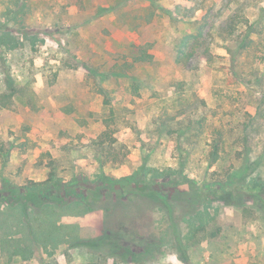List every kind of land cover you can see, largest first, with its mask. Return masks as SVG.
I'll list each match as a JSON object with an SVG mask.
<instances>
[{
	"label": "rangeland",
	"instance_id": "374dc122",
	"mask_svg": "<svg viewBox=\"0 0 264 264\" xmlns=\"http://www.w3.org/2000/svg\"><path fill=\"white\" fill-rule=\"evenodd\" d=\"M243 174L264 181V0H0V264H264Z\"/></svg>",
	"mask_w": 264,
	"mask_h": 264
},
{
	"label": "trees",
	"instance_id": "16d2710c",
	"mask_svg": "<svg viewBox=\"0 0 264 264\" xmlns=\"http://www.w3.org/2000/svg\"><path fill=\"white\" fill-rule=\"evenodd\" d=\"M154 58L153 54H150L146 49L141 48L139 49V52L137 55L134 56L133 62L139 63V62H150ZM220 139H215V142L212 144V150L210 153V157L213 161H217L220 157ZM249 175L243 174L240 178L235 180V185H239L241 188L247 190L248 192H264V181H258V180H249L247 179ZM232 189V188H231ZM230 196V195H229ZM222 198V197H220ZM18 202L23 205V200L19 199ZM119 240L115 239L111 240L109 237L107 239L101 240L99 242H93L91 244V247H97L98 249H106L107 251H110L114 255H118L121 257L122 260H129L132 259L133 262H139L141 259H138L139 255H144L143 253L138 254L134 251H132L128 247H123L119 242ZM178 243L181 244V239H178Z\"/></svg>",
	"mask_w": 264,
	"mask_h": 264
}]
</instances>
